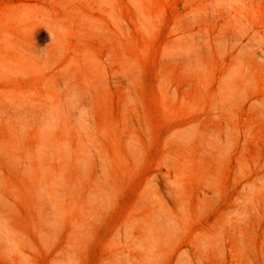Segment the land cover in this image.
I'll use <instances>...</instances> for the list:
<instances>
[{"label": "rangeland", "instance_id": "rangeland-1", "mask_svg": "<svg viewBox=\"0 0 264 264\" xmlns=\"http://www.w3.org/2000/svg\"><path fill=\"white\" fill-rule=\"evenodd\" d=\"M0 264H264V0H0Z\"/></svg>", "mask_w": 264, "mask_h": 264}]
</instances>
